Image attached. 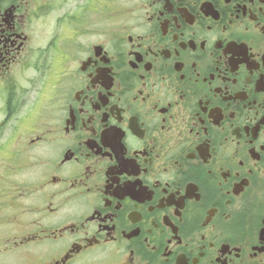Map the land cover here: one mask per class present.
<instances>
[{
  "label": "flooded vegetation",
  "instance_id": "obj_1",
  "mask_svg": "<svg viewBox=\"0 0 264 264\" xmlns=\"http://www.w3.org/2000/svg\"><path fill=\"white\" fill-rule=\"evenodd\" d=\"M0 264H264V0H0Z\"/></svg>",
  "mask_w": 264,
  "mask_h": 264
},
{
  "label": "rangeland",
  "instance_id": "obj_2",
  "mask_svg": "<svg viewBox=\"0 0 264 264\" xmlns=\"http://www.w3.org/2000/svg\"><path fill=\"white\" fill-rule=\"evenodd\" d=\"M1 174H2V171H1ZM16 180H17V181L22 180V176H17V177H16Z\"/></svg>",
  "mask_w": 264,
  "mask_h": 264
}]
</instances>
